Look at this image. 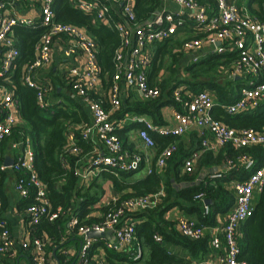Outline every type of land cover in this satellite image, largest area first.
Listing matches in <instances>:
<instances>
[{
	"label": "built area",
	"instance_id": "2783aa9c",
	"mask_svg": "<svg viewBox=\"0 0 264 264\" xmlns=\"http://www.w3.org/2000/svg\"><path fill=\"white\" fill-rule=\"evenodd\" d=\"M55 0H41L39 15H23L16 9V0H0V78L6 84L0 85V177L11 170L17 174L14 191L21 201L31 199L23 209V232L15 236L0 200V264H96L92 247L96 239L90 232L113 233V239L106 242V248L128 250L137 238L136 213L159 206L162 192L119 199L109 209L90 217L98 220L81 224L72 214L67 223L69 233L81 236L79 250L74 257L63 249L64 258L54 257L55 246L48 233H37V227L44 218L56 220L62 209L54 210L49 196V185L38 174L33 143L24 131L20 138L11 137L14 130L24 126L19 101L15 97L11 74L14 71L20 50L16 45L15 28H43L44 32L35 46V59L26 64L22 83L36 90L37 103L41 108L49 106L48 96L54 91L53 83L40 78L42 70L50 64L55 45L61 47L66 59L84 58V67L67 65L63 76L71 92L81 97L92 114V120L70 124L66 130V142L61 157L64 165L78 179L79 187H87L103 171H136L149 163L148 173L164 169L177 150L170 143L152 157L125 147L117 131L125 127L128 118L115 119L123 104V90L137 89L145 100L156 99L162 94V78L155 84L149 79L153 62L152 49L157 42L165 41L177 34L179 29L189 26L195 36L183 40L179 50L189 54V65L207 54H223L236 51L237 59L227 69L231 78L249 77L248 86L241 90L238 99L222 104L228 113H239L257 108L264 100V21L236 0H173L178 12H158L146 21H138L136 0H70L75 9L92 15L94 20L114 29L121 42L115 50L113 62L115 73L112 82L106 86L98 54L99 44L86 27L58 21L53 10ZM120 8L119 17L112 9ZM209 50L205 51V48ZM104 85V86H103ZM172 97L177 106L174 110L175 126L156 124L146 116H137L134 121L142 126L138 136L147 148H156L154 134L165 137H180L193 129H202L199 148L192 151L183 162L186 171H193L206 152L219 153L226 145L235 149L255 146L264 148V131L255 128L236 129L226 125L212 115L214 96L208 90L192 91L185 83L176 85ZM108 105V106H107ZM91 144L86 150L79 141ZM8 143L15 157L11 164L4 160V145ZM66 156L75 157L73 166ZM154 163L152 164V159ZM250 154L226 159L215 171L206 173L210 178H222L233 169L247 171V175L231 180L235 202L221 228L222 238L214 236L210 249L221 252L220 264H250L240 259L239 238L241 226L255 210L256 191L264 186V160ZM205 202L203 193L196 196ZM101 205V203H100ZM205 213L209 206L205 203ZM175 228L183 236L202 239L209 226L185 216L178 218ZM68 235L63 238V242ZM156 241H162L159 233ZM54 252V253H53ZM66 256V257H65ZM68 256L70 258H68ZM142 256L136 252L135 259ZM190 264V263H189Z\"/></svg>",
	"mask_w": 264,
	"mask_h": 264
},
{
	"label": "trees",
	"instance_id": "16d2710c",
	"mask_svg": "<svg viewBox=\"0 0 264 264\" xmlns=\"http://www.w3.org/2000/svg\"><path fill=\"white\" fill-rule=\"evenodd\" d=\"M203 1V0H200ZM161 0H136V12L138 21H146L151 18L158 10ZM257 7H254V5ZM248 9L255 14L259 19L264 21V0H250ZM53 10L55 17L58 21L73 23L79 26H86L91 35L96 39L99 44L98 59L102 67V72L106 79L104 84L109 86L112 82V77L115 73V66L113 62L115 50L119 47L121 39L116 30L95 21L92 15L83 13L75 9L70 0H55L53 3ZM44 32L43 28L32 29L28 27H16L15 38L16 45L20 50V55L16 61L14 71L11 74V81L15 88V97L19 101L20 114L24 119V126L18 127L14 130L11 137L14 139L20 138V131L30 137L36 155V169L39 176L48 183L50 191L49 196L54 210L62 209L60 216L50 221L44 218L37 227V233L41 234L43 231L47 232L54 241V246L61 247L66 245L72 237L69 235L63 242L65 236V229L71 215H76L81 224H91L98 220L96 217H90L91 212L94 210L106 211L114 203L102 207L98 206L100 201L105 197L106 189L105 183L110 181L114 189L120 194L119 200L116 204H120L124 199L154 194L161 190L164 181L163 173L153 170L152 173L147 174L145 177L137 180H132L136 171H103L96 177L87 187H79L77 178L71 170H68L61 157L63 146L66 142L67 126L72 123L88 122L86 112L77 111V102L71 96H66V101L49 104L47 108H41L37 103L36 90L22 83L21 79L24 74L26 64L35 59V46ZM173 40L167 39L163 42L164 50H170L168 43ZM170 42V43H171ZM175 45L181 46L182 42L177 40ZM173 44V45H174ZM179 53L177 52V55ZM177 55L172 53V64L174 65L177 60ZM238 53L236 51L227 52L223 54H212L200 61L193 63L186 67L188 78H184L178 84L185 83L188 88L194 92L201 90H210L220 98V102L232 103L238 99L241 90L248 86L249 77H243L244 80L232 78L226 80L225 84L218 82L217 79L222 77V69L230 68L232 63L237 59ZM174 72L175 69L172 65L169 67ZM58 90V85L63 84L65 80L62 77L53 78ZM66 82V81H65ZM64 82V83H65ZM168 82L163 84L162 94L156 99L131 101L126 100L121 111L117 117L121 118L127 112H135L138 114H146L153 118L156 123L162 124L164 122L162 109L166 105H175V100L172 97V89L166 91L164 89ZM6 84L0 78V85ZM66 84V83H65ZM177 84V85H178ZM226 86V88H225ZM69 88V85L67 84ZM212 115L224 122L226 125L240 129V128H255L259 131H264V100L255 109H249L239 113H228L221 105H216L212 108ZM136 127L128 125L123 129L117 131L121 137L125 147L133 150V147L128 145L127 134ZM157 142V152L167 146L169 142L176 139V137H165L154 134ZM79 143L86 149H90V144L84 141ZM193 151V150H192ZM191 151V152H192ZM183 151L181 144H178V149L169 160V167L173 168L174 177L176 180L180 179L187 185L177 192V197L184 200L187 204L176 202L169 204L166 207L162 206V212H165L173 205L184 206L188 213H196L199 222L205 225L216 224L218 215L228 213L234 205L235 196L227 188V184L236 178L247 175V171L233 169L226 173L222 178L212 179L207 174H204V167H212L221 165L226 159H236L238 156L250 154L264 160V148L262 146H255L243 149H235L231 145H226L218 154L213 152H206L200 159L197 168L193 171H180L183 167L184 159L191 153ZM69 159L70 165L73 166L75 157L66 156ZM261 161L259 164H261ZM144 167V166H143ZM170 170V169H169ZM169 172V171H168ZM181 175V176H180ZM180 176V177H179ZM202 177V178H201ZM63 184L61 187H57ZM3 183L0 181V195L2 192ZM173 189L168 183V194H172ZM203 193L205 199L209 200V213H205L203 200L196 199V196ZM32 200L27 199L24 205L31 204ZM161 205L154 209H146L136 213L138 216L141 212L148 211L160 213ZM161 212V213H162ZM149 214V213H148ZM171 233L164 232L163 227L157 224L152 227V223L145 222L140 225L137 224V234L146 232V237L152 245L151 256L147 261L141 262L142 259H134V252H114L109 251L108 259L110 264H170L173 261L172 257L166 254L164 248L165 238H173V241L180 242L192 252L194 258H199L201 255L198 253L207 251L209 247L208 238L191 239L183 236L175 228L174 222L170 223ZM159 233L162 236V241H156L154 235ZM241 236L239 238V245L241 247L240 259L248 261L250 264H264V186L260 193L259 201L255 206L253 215L241 226ZM99 243H95L92 247H97ZM196 252V254H195ZM188 261L179 260L176 264H186Z\"/></svg>",
	"mask_w": 264,
	"mask_h": 264
},
{
	"label": "crops",
	"instance_id": "0c3cea01",
	"mask_svg": "<svg viewBox=\"0 0 264 264\" xmlns=\"http://www.w3.org/2000/svg\"><path fill=\"white\" fill-rule=\"evenodd\" d=\"M239 1L240 0H236V2L239 5L246 6V7L248 6V3L250 2V0H248L246 3H245V1L242 3H240ZM40 4H41V0H16V9L18 10V12H20L23 15L29 14V15H36L37 16V15H39L38 13H39V9H40ZM254 7H257V5L255 4ZM112 9H113L115 15L117 17H119L120 8L117 5H113ZM179 9H180V7L173 0H161V4H160L157 11L161 12V13L178 12ZM82 27H86V26H82ZM88 32H89V30H88ZM192 36L193 37L195 36L194 30L189 28V26H185V27L179 29L177 34H175L171 38H169L170 40H173L172 42L170 41L171 43L170 42L168 43L169 46L167 49H170V50H164V44H163L164 41L157 42L155 44V46L152 49L153 62L150 66V71H149V79H150V82L152 84H155V82H157L158 78H162V86H163V84H165V82H168L167 86L164 89H166V91H169L170 89L173 88V86L177 85L180 80H182L184 78H188L186 67L189 66L190 56H189V54H184L183 52H181L179 50L180 46L175 45L174 43L177 40H180L181 42H183V40L190 38ZM209 49H210L209 47H206L205 51L209 50ZM177 52L179 53L178 55H177ZM172 53L177 55V60H176V63L174 65L172 64V56H171ZM52 54L53 55H52V60H51L50 64H48L42 70L41 75H40V78L42 80L44 78L49 79L55 87L54 91H52L48 96L49 104H54V103L66 101L65 97L67 95L71 96L78 103L77 104L78 108H76L77 111L86 112V114L88 115V118L90 120H92V114H91L86 102L81 97H78L73 92H71L70 87L69 88L67 87V83L65 81L64 82L66 84L64 82L62 85L59 84L58 90L56 91V86H55L54 81H53V78L56 79V77H62L64 80L63 69L67 65H69V62L71 65H74L76 67H79L80 69H83L84 58L78 56V57H74L73 59H66L64 57V55H62L61 47L59 45L54 46ZM207 55L209 56V54H207ZM210 55H212V54H210ZM205 57H207V56H203L202 59ZM166 58H167V62H166ZM171 65L175 69L174 72L172 71L171 68H169ZM165 67L169 71H172V72H170V73H169V71L167 72ZM230 79H232V78L228 75L227 69L224 68V69H222V77H219V79H217V80H218V82L222 83V85H224L225 81L230 80ZM237 79L244 80L243 77H241V76L237 77ZM104 80L105 79H103V82H104ZM225 88H226V86H225ZM162 90H163V88H162ZM208 91L211 92L214 96L215 106L216 105H222L224 103V102H220L221 100L215 94V92L210 91V90H208ZM126 100H131V101L135 102V101L145 100V99L142 97L141 93L137 89L132 88L129 90H126V89L123 90V103ZM174 110H175V105L164 106V108L162 109L164 122L162 124L156 123L151 116L146 115V114H138L135 112L125 113L121 117V118H125V117L128 118V121L126 122L125 127L128 125H133V124L136 126V127L132 128L127 134L128 145L133 147L134 151H137L141 154H149L152 157H154V155L159 153V152H157L156 148H147L144 145V143L141 141V139L138 136V131L142 125L140 123L134 121L133 118H135L137 116H146V117L150 118L151 120H153L156 124H159L162 126H175L177 124V122L174 118ZM117 114H115L113 116L115 119L119 118V117L117 118ZM22 119H23V117H22ZM83 122H85V121H83ZM80 123H82V122H80ZM74 124H79V123H74ZM201 139H202V129L199 127H194L193 129H191L190 131H188L184 135H182L180 137H176V139L172 140V142H169V144L175 143V145L177 146V149H178V144H181L183 151L191 152L192 150L194 151L195 149L199 148V146L201 144ZM90 146H92V145L90 144ZM3 151H4V155H5V157H4L5 162L7 163V160H9L8 164H11L14 160L15 154H14V151L10 148L8 143H6L4 145ZM199 162L197 163L196 168H197ZM153 163H154V158L152 159V164ZM167 166H169V165H167ZM167 166L162 170L156 169L154 167V170H156L159 173L160 172L163 173L162 175L164 178V181L162 183V188L160 190L162 192L161 201H160V205H161L160 213H159V211H157L156 213L144 211V212H141L138 216H136V220L138 221V225L145 223V222H150V223H152V227H155L158 224L161 227H163L164 232L171 233L172 229H171L170 223L174 222V224H176L179 217L185 216V217L190 218L196 222H199V219H198L199 217L196 213H188L186 211V209L184 208V206L181 207L178 204L173 205L172 207L168 208L165 212H162V210H161V209H163L162 206L166 207L167 205L174 204L176 202L182 203L183 205L187 204L184 200L179 199L177 197L178 190L181 188H184L187 184L185 182H182L180 179L176 180V178L174 177L173 168L172 167L168 168ZM219 166L220 165H216V166H212V167H204V169H203L204 174H206L208 172L215 171ZM149 167H150L149 163L147 165H145L144 167H142L139 170V172L135 173V175L132 177V180L141 179V178L145 177L147 174H149L148 173ZM181 169L183 172L184 168L182 166L180 167V171H181ZM1 180L3 183L2 192H4V194L0 195V200L3 204L4 213L6 214L7 218L9 219L10 226H11V229H12L14 235L20 236L23 232V227H22L23 220H24L23 209L26 207V205H24V202L19 199L16 192L14 191V185H15L16 180H17V174L15 172H12L11 170H7V171L1 173L0 181ZM62 182H64V180H62L59 183L60 185H57V187H61V185L63 184ZM168 183L171 185V188L173 189L172 194L167 193ZM77 184L79 185L78 179H77ZM231 184H232V181H230L227 184V188L229 190H231V192L234 194V190L231 188ZM105 189H106L105 197L99 202V203H101V205L99 204L98 206L104 207V206L108 205L109 203L115 201L116 199H119L120 194L114 189V186L110 181L105 183ZM256 193H258L260 196L259 192L256 191ZM234 196H235V194H234ZM258 201H256V194H255V200H254L255 206H256ZM203 204L205 206V202H203ZM101 212H103V210L97 209V211L94 212V214L96 216V215L100 214ZM228 213L218 215L216 218V224H214V225L208 224L209 228L206 231L205 238H208L209 244L211 242V239L214 236L218 235L222 238L221 228L224 225V223L226 222ZM66 235H68V236L70 235L72 237V239L66 245H62L60 248L55 246L52 249L55 252V253L53 252L55 255L54 257H56L58 259L60 257L64 258L62 256L63 255L62 254L63 249L69 250L68 255L71 257H74L75 254L77 253V251L79 250L80 243H81V236L77 233H69L68 227L65 229V236ZM146 235L147 234L144 231L141 234L138 233L135 242L133 243V245L131 247L128 248V250H122V251L113 250V251L114 252H125V253L134 252L133 256L136 257V252L141 250V252H142V256L140 258V259H142L141 262L147 261L151 256L152 245H151V242L148 241ZM92 238L96 239L95 243H99L97 245V247H94V249L92 250V255L94 256V260H95L96 264H110L109 259H108V255H109V251H112V249H107L105 247L106 246L105 244L107 241H110L113 239V233L112 232L105 233V235L92 237ZM209 247H210V245H209ZM164 248L166 250L165 251L166 254L169 257L173 258V261L170 264H176V262L179 260L188 261V263H186V264H189V263L190 264H220L219 263V257L221 255V252L216 253L215 251H213L210 248H207V251L205 253H203V252L198 253L201 256L197 259L194 258V255H193L194 252H192L189 248H187L186 246H184L180 242H177L175 240L173 241V238L172 239L171 238H165ZM195 254H196V252H195ZM69 256H68V258H70ZM70 259H72V258H70ZM121 263L124 264L125 262H121Z\"/></svg>",
	"mask_w": 264,
	"mask_h": 264
},
{
	"label": "water",
	"instance_id": "95a60500",
	"mask_svg": "<svg viewBox=\"0 0 264 264\" xmlns=\"http://www.w3.org/2000/svg\"><path fill=\"white\" fill-rule=\"evenodd\" d=\"M7 163H9V160H7ZM205 203L209 204V200L206 199V200H205ZM101 235H105V233L98 232V231H93V232H90V233H89V236H90V237H97V236H101Z\"/></svg>",
	"mask_w": 264,
	"mask_h": 264
},
{
	"label": "rangeland",
	"instance_id": "374dc122",
	"mask_svg": "<svg viewBox=\"0 0 264 264\" xmlns=\"http://www.w3.org/2000/svg\"><path fill=\"white\" fill-rule=\"evenodd\" d=\"M244 1H245V3H246L248 0H240L239 2L242 3V2H244ZM166 62H167V58H166ZM165 69L167 70V72L169 71L166 67H165ZM170 72H172V71H169V73H170ZM166 75H167V74H166ZM259 197H260L259 194L256 193V201L259 200Z\"/></svg>",
	"mask_w": 264,
	"mask_h": 264
}]
</instances>
